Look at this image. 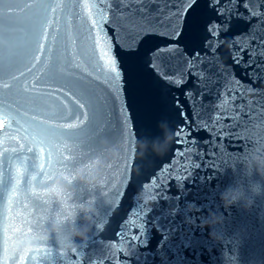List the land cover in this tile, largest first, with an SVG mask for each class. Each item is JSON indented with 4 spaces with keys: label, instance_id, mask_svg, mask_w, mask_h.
I'll list each match as a JSON object with an SVG mask.
<instances>
[{
    "label": "water",
    "instance_id": "95a60500",
    "mask_svg": "<svg viewBox=\"0 0 264 264\" xmlns=\"http://www.w3.org/2000/svg\"><path fill=\"white\" fill-rule=\"evenodd\" d=\"M51 2L55 4L60 0ZM240 2L242 4L243 0ZM93 3L97 5L95 9L91 7ZM212 3L213 0H196L192 8L183 4L185 12L180 13L179 19L173 20L179 33L178 40L169 36V29L164 27L155 33L136 35L129 34L127 29L118 30L109 23H103L107 33L104 44L121 77L113 94L108 117L114 134L111 141L102 137L93 150L95 155L88 153L87 158L78 144L61 138V150L67 145L82 162L67 170L57 166L59 172H73L91 159L102 156L104 146L121 147L125 142L130 145L134 139L147 137L150 132L152 137L161 136V121H167L173 133L184 128L185 135H174L163 155L149 156L145 160H132L127 150L121 148V157L111 162L104 172L103 188L112 200L106 215L104 207L95 201L98 210L96 222L101 227H94L86 241L76 242L75 252L66 247V243L64 247L52 248L47 241L40 244L41 252L37 261L25 260L24 264H41V260L43 264H264V198L257 199L249 211L236 208L225 211L221 208L226 219L215 229V237H210L209 230L200 226L207 210L219 207L218 190L233 178L242 179L241 161L252 145L257 143L255 139L249 140L246 137L248 130L243 124L231 129L227 125L236 122L241 105L247 111L249 106L264 101V80L251 78L252 69L234 63L232 58L233 41H237L238 50L240 37L249 32L250 23L233 17L229 30L219 32V46L213 43L210 48L206 40L215 41L217 38L210 37L208 26L222 20ZM104 6H107V0ZM180 6L181 0H164L163 4L150 5V8L153 11L163 8L162 15H168L176 13ZM100 7L99 0H76L74 11L78 15L68 22L72 26L73 38H76L82 22L92 27L88 14L90 11L98 13ZM239 11L245 12V9L240 7ZM94 18L99 19V16ZM160 19V16L156 17L157 22ZM49 21V33L65 26L60 9L49 13ZM255 22L253 20L251 24ZM97 32V28H92L93 36ZM172 45L178 46L169 52L168 48ZM70 50L76 51L78 48L70 45ZM157 53L159 59L170 68L168 80L158 76L151 66L157 62ZM197 55L199 59H196ZM247 59L248 54L245 52L244 60ZM39 68L40 65H37L32 73L25 72L20 80H27L29 88L35 85L40 93L55 92L52 99H64V89L37 84L33 80ZM173 69H178L175 75L172 74ZM176 80L181 83L177 85ZM237 83L240 84L239 88ZM0 91L8 90L0 84ZM37 94L30 91L25 97ZM67 100L77 106L79 104L71 92L67 93ZM9 103L11 107L7 110L8 114L0 112V120L5 122L4 128H0V153L5 148L9 149L8 155L13 157L10 174L15 176L16 169L20 170V186L14 195L11 191L14 180L7 190L0 187V264L4 257L6 216H14L15 223L26 231L30 225H25V220L34 225L44 216L52 217L59 208L57 204L49 207L41 200L43 207L38 212L30 199L31 190L36 186L35 181L25 187V177L31 180L32 175L28 171L29 166L34 163L38 170L39 164L45 161L40 159L38 147L35 149V161L31 159L32 154L26 151L27 147L32 146V133L24 121L33 115L44 118L45 112H37L34 106L26 105L25 98L11 97ZM42 107L46 109L47 106ZM253 112L262 117L256 124L258 128L260 123H264V113L258 107H253ZM13 116L15 119L11 118ZM217 117L221 123L213 127L212 121ZM49 123L55 126L56 123L64 122ZM66 123L78 121L70 120ZM64 131L69 129L64 128ZM224 132L231 134L223 135ZM183 140L187 143L177 142ZM21 144L25 145L24 149L20 148ZM12 148L17 151L12 153ZM48 151L50 149L45 148V154ZM2 160L3 157H0ZM197 164L199 167H196ZM6 167L0 162V171ZM153 181L156 184V200L150 205H143L135 199L136 193L144 185H152ZM71 187L76 201L86 200L84 197L93 198L92 193L97 190L89 189L80 181L74 182ZM9 196H12L10 214ZM149 209L151 211H147ZM141 227L144 235L133 241L132 235L139 236ZM8 234L12 236L11 231ZM57 235L61 240L67 238V228ZM19 238V234L13 237L17 245ZM129 242L132 247H128ZM11 244L12 241H9V246ZM48 251L53 253L51 257L45 256ZM9 264H19L18 247L17 255L9 260Z\"/></svg>",
    "mask_w": 264,
    "mask_h": 264
},
{
    "label": "snow or ice",
    "instance_id": "6c2138e0",
    "mask_svg": "<svg viewBox=\"0 0 264 264\" xmlns=\"http://www.w3.org/2000/svg\"><path fill=\"white\" fill-rule=\"evenodd\" d=\"M105 2L106 0H99L101 7L98 13L89 12L88 19L91 20L92 27L89 28L82 22V25L77 29L76 38H73L72 26L68 22L73 16L78 15L74 11L76 0H60L59 3L55 4L51 0H24L22 3L19 0H0V84H2L3 89L8 90L6 92L0 91V112L8 114L7 110L11 107L9 98L11 97L25 98L26 105L34 106L37 112H45L44 118L33 115L24 121L32 133L30 139L32 146L27 147L26 151L32 154L31 159L35 161V149L38 147L40 159L45 161L39 164L38 170L34 163L29 166L28 171L32 175L31 180L25 177L26 188L32 181H35L36 184L32 189L47 188L50 179L59 173L57 166L67 170L69 167L75 168L78 162H82L78 160L67 145L61 150L59 145L63 143V140L78 144L85 158H87L88 153L95 155L93 150L102 137L111 141L114 129L108 117L112 108L113 94L119 86L121 77L109 50L104 44V36L107 33L103 28V23H109L110 26H115L118 30L127 29L129 34L135 33L136 35L155 33L159 28L164 27L169 29L167 32L169 36L176 37L178 40L179 33L176 31L177 26L173 20L179 19L180 13L185 12L183 4H187L188 8H192L196 4V0H181V6L176 13L162 15L163 8L153 11L150 5L163 4L164 0H107L106 7L104 6ZM91 7L95 9L97 5L93 3ZM212 7L216 9L222 20L220 23L213 22L212 25L208 26L210 37L217 38L215 41L206 40L208 46L211 48L213 43L219 46V32L229 30L230 21L233 17L249 22V32L240 37L238 50H236L237 41H233L234 54L232 58L234 63L252 69L251 78L264 80V0H243L242 4L240 0H223V3L221 0H213ZM240 7H243L245 12L239 11ZM57 9L63 13L65 26L49 33L47 31V26L50 23L49 13L56 12ZM109 14H111V21H109ZM97 15L99 19L94 18ZM157 16L161 17L159 22L156 20ZM253 20L256 21L255 24H251ZM92 28L98 29L95 36L92 35ZM77 39L79 40L78 45ZM43 41L48 43L45 44ZM70 45L78 48V50L71 51ZM177 46H169L168 51L172 52ZM245 52L248 54L247 61L244 60ZM196 59H199L198 55ZM156 60L157 62L151 66L158 76L168 80L170 78L169 66L159 59V53H157ZM194 63L195 60H193ZM37 65H40V68L33 75V80L37 84L64 89V99L60 97L52 99L55 92L40 93L35 85L29 88L27 80L23 82L20 80L25 72L32 73ZM177 71L178 69H173L172 74L175 75ZM180 83V80H176L177 85ZM237 87H240L239 83H237ZM30 91H35L38 94L25 97V94ZM68 92L76 97L79 102L78 106L67 100ZM232 99L235 100L236 97L233 96ZM42 106L47 107L45 109ZM253 107L260 108L261 113H264V101H259L255 106H249L247 111L241 105L236 116V122L227 125V128H239L243 124L244 128L248 130L246 137L249 140L255 139L257 143H264V123H260V126L256 127L262 117L259 113L254 114ZM11 118L15 119L14 116ZM70 120H77L78 123H66ZM49 121L64 123H56L53 126ZM220 123L219 117L212 121L213 127ZM4 126L5 122L0 120V128H4ZM64 128L69 129V131H64ZM222 134L230 135L231 133L224 132ZM152 135L150 132L147 137L152 138ZM174 135L183 137L185 129L180 128ZM177 142L187 143L186 140ZM20 148L24 149L25 145L21 144ZM45 148L50 149L47 154H45ZM16 151V148L11 149L12 153ZM8 152L9 149L5 148L0 153V157H3L0 162L7 166L5 170L0 171V187L7 190L9 184L14 180L15 183L11 189L14 195L20 186V170L16 169L15 176L10 174V162L13 157L8 155ZM66 152L67 154H65ZM196 167L199 165L197 164ZM149 186L155 193V181ZM92 196L100 207H104L106 215L112 204L108 191L104 188L97 189L92 193ZM30 199L39 212L43 207L41 199L35 195H32ZM11 205L12 196H9V214L12 211ZM15 219L11 215L5 217V247L2 264H9V260L17 255V241L13 240V237L19 234L20 241L29 232L36 230L41 222L38 220L34 225H31L30 221L25 220L24 224L30 225L25 231L21 225L15 223ZM9 231H11L12 236L8 234ZM143 235L144 232L141 227L140 235L133 234L131 239L133 241L139 240ZM9 241H12L11 246H9ZM37 243L42 244L44 242L38 241ZM48 243L52 248L64 247L66 238L61 240L57 234H53ZM132 246L129 242L128 247ZM72 251L75 252L76 249ZM40 252V247L27 253L19 251V264H24L25 260L37 261ZM52 255L51 251L45 253V256L48 257ZM41 264H43L42 260Z\"/></svg>",
    "mask_w": 264,
    "mask_h": 264
},
{
    "label": "clouds",
    "instance_id": "9594fccd",
    "mask_svg": "<svg viewBox=\"0 0 264 264\" xmlns=\"http://www.w3.org/2000/svg\"><path fill=\"white\" fill-rule=\"evenodd\" d=\"M161 136L140 137L131 144L125 142L121 147L104 146L102 156L95 157L73 172L61 171L50 179L47 188H34L31 194L38 196L45 204L52 207L59 205L52 217L41 218L39 227L18 241V250L27 253L40 246L39 242H47L53 233L60 234L67 228L66 247L74 250L76 242L88 239L92 229L101 227L96 222L97 208L95 198L76 201L72 185L80 181L89 189L104 187V172L110 163L118 160L122 151L126 149L132 160H145L149 156L163 155L170 146L174 133L167 121L159 124ZM242 179L233 180L217 192L219 207L209 208L207 215L201 219V227L209 230V236L215 237L217 226L225 222V211L236 208L240 211H249L254 207L256 200L264 198V143H254L248 154L240 164ZM143 205H150L156 200V195L149 185H144L135 196ZM27 231V230H26Z\"/></svg>",
    "mask_w": 264,
    "mask_h": 264
}]
</instances>
